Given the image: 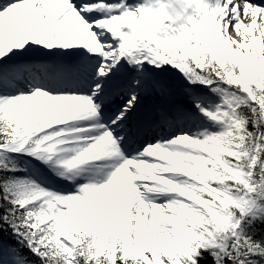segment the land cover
Here are the masks:
<instances>
[{
  "label": "snow or ice",
  "instance_id": "6c2138e0",
  "mask_svg": "<svg viewBox=\"0 0 264 264\" xmlns=\"http://www.w3.org/2000/svg\"><path fill=\"white\" fill-rule=\"evenodd\" d=\"M0 264H264V0H0Z\"/></svg>",
  "mask_w": 264,
  "mask_h": 264
}]
</instances>
